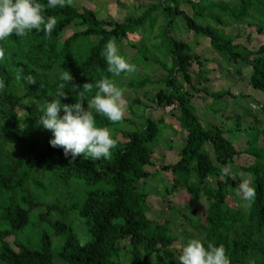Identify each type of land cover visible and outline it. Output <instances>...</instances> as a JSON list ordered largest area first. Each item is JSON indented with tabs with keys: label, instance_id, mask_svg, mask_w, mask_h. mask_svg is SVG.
<instances>
[{
	"label": "trees",
	"instance_id": "obj_1",
	"mask_svg": "<svg viewBox=\"0 0 264 264\" xmlns=\"http://www.w3.org/2000/svg\"><path fill=\"white\" fill-rule=\"evenodd\" d=\"M206 1L159 0L141 16L123 22L100 19L96 11L74 5L49 8L47 15L58 19L51 38L33 30L23 39L13 34L0 42L4 51L0 59V264H54L56 260L62 264H124V260L126 264H152L153 260L155 264H179L181 250L174 246L177 239L171 232L172 218L160 223L150 218L153 196L140 187L153 177L147 167L154 166L153 147L164 137V118H146L143 129L121 131L115 128L130 124V120L113 123L97 115L99 126L120 137H114L118 143L111 157L98 160L83 154L75 160L65 156L62 147L50 144L51 131L38 125V104L54 99L60 73L69 70L73 77L71 82H64L68 96L61 103H76L83 96L87 108V98L96 89L89 91L86 83L94 85L103 76H111L101 55L106 42L114 39L120 44L130 35L152 31L159 17L164 21L157 36L161 44L154 47L165 48L169 60L165 62L167 77L162 80L166 89L157 92L153 102L164 111L177 106L168 114L185 141L178 161L156 168V176H165L167 186H171L165 188L166 194L183 190L192 204L202 199L208 203L205 220L200 223L173 209L174 216L184 218L195 229L194 234L184 230L187 238L222 244L229 264H264V147L260 145L264 130L245 127L241 115H236L230 125L200 118L196 94L204 93L216 101L235 96L207 87L206 61L187 41L171 35L175 19L182 18L196 37L208 40L222 62L250 67V86L264 95V43L251 50L235 44L233 37L217 28H225L227 20L237 25L250 20L248 25L255 33L264 34V0H231L218 5ZM183 4L195 16L183 10ZM72 27L82 29L66 37ZM185 84L193 93H183ZM147 85L141 81L131 87ZM134 103L141 104V100ZM245 132L251 137L242 150L234 139ZM9 143L20 155L8 150ZM244 154L251 156L253 163L239 167L237 179L227 175L223 170L233 168ZM239 173L249 178L256 192L253 201L242 209L235 199L241 197L238 188L243 177ZM210 177L214 184L209 183ZM73 184L102 189L87 192L83 201H71L65 188ZM107 185L110 188L104 189ZM42 208L44 213L38 211ZM75 212L87 231L84 243L75 231ZM55 214L59 219L53 218ZM32 216L49 227L40 236L39 249L20 241V232L31 224ZM53 237L60 239L58 253L53 251ZM123 243L127 248L120 246Z\"/></svg>",
	"mask_w": 264,
	"mask_h": 264
},
{
	"label": "rangeland",
	"instance_id": "obj_2",
	"mask_svg": "<svg viewBox=\"0 0 264 264\" xmlns=\"http://www.w3.org/2000/svg\"><path fill=\"white\" fill-rule=\"evenodd\" d=\"M158 1L159 0H74L73 5L78 8H87L96 11L100 19H114L117 22H123L129 17L141 16L151 4H157ZM194 1L197 2L199 0ZM230 1L231 0H207L206 4L213 3L218 5L223 2L231 3ZM182 9L195 16L194 11L189 6L183 4ZM175 20V25L171 29V35L179 40L187 41L192 49L206 61L205 70L209 80L206 86L214 92L230 91L235 96V98L226 97L224 100L216 101L204 93L196 94L195 102L200 118L204 120V122H214L217 124L225 122L230 125L236 115H241L242 123L245 127L247 125H252L264 130V95L250 86L251 68L244 64L228 65L222 62L212 50L208 40L196 37L187 29L182 18H176ZM249 23L250 20H247L245 24L237 25L227 20V26L225 28H217L224 31L226 35L233 37L235 39V44L245 46L251 50H256L264 43V34L255 33L254 29L248 25ZM163 24L164 21L162 17H159L157 25L152 31L148 30L145 33L141 32L130 35L127 41L118 44L121 53L129 58L130 62L136 66L137 70L134 73L115 78L117 85L125 90L126 108L124 118L131 121L128 125L117 126L115 130H141L145 125L146 118H151L153 120L164 118V137L159 145H154L153 147L155 150L154 166L147 167V170L152 173L153 177L144 180L140 184V187L153 196L152 202L154 204L148 212L150 218H156L159 223L167 217L172 218L171 232L177 239L174 246L178 250H181L189 239L185 235L184 230H188L189 233L194 234L195 229L190 222L184 218L174 216L173 209H179L182 214H186L193 221L200 223L205 220V212L208 208V203L202 199L192 204L191 199L183 190H175L173 195L166 194L165 188L168 187V182L165 176H156V168L175 164L178 161L180 148L185 141L182 134L176 128L175 120L172 119L170 114L166 111L157 108L153 102L155 94L160 90L166 89V85H164L162 80L167 77L165 62L169 60V57H167V50L165 48H159L158 50L154 47L155 45L160 46L161 44V40L158 39L157 36L160 34L159 26ZM148 26H150V23L147 24V29ZM81 29L82 28H70L67 31L66 37L71 36L75 31ZM145 58L147 59L145 60ZM141 81H147L148 85L142 89L131 87L132 84ZM186 92L193 93L191 87L185 84L183 93ZM138 99L141 100V104L134 103L135 100ZM131 105L133 106L132 109ZM247 111L249 113H247ZM233 128L234 124H232V129ZM112 133L114 137L120 138L117 136L116 132ZM245 133L241 135L236 134L235 136L237 137L234 139L242 150H245V144L251 137L248 133ZM260 145L264 147V136L260 139ZM8 150L15 156L20 155V151L12 143H9ZM253 160L251 156L244 154L241 156V159L239 158L237 160V164L234 165L233 168H226L223 171L227 175L237 179L236 175L239 172V167L250 165L253 163ZM240 176L246 179L244 174ZM51 178H53L54 183H58L59 180L57 181L55 177H50L49 179ZM247 180L250 183L249 178H247ZM44 183L47 184L48 181L45 180ZM209 183L214 184L215 179L210 177ZM170 187L171 186L168 188ZM108 188L110 187L107 185L104 189ZM65 189L71 201H83L87 192L102 189V186L85 187L81 184H73L70 188ZM52 191L51 188V192ZM235 199L239 208L242 209L246 207L247 201L242 200L241 197H235ZM38 211L44 213L45 209L42 208ZM53 218L59 219V216L55 214ZM72 218L77 223L75 231L80 236L81 241L83 243L86 242L88 240L85 234L87 231L85 226L81 224L82 220L79 214L75 212ZM45 231H49V227L44 223H39L36 217L32 216L31 224L20 232V241L27 243L33 248L39 249L40 236ZM11 241L12 245L16 248L14 240ZM53 241V251L54 253H58L60 250V239L53 237ZM122 245H124V243L120 246ZM124 246L127 248L126 244ZM54 264L62 263L56 260ZM124 264H126L125 260ZM152 264H155L154 260Z\"/></svg>",
	"mask_w": 264,
	"mask_h": 264
},
{
	"label": "clouds",
	"instance_id": "obj_3",
	"mask_svg": "<svg viewBox=\"0 0 264 264\" xmlns=\"http://www.w3.org/2000/svg\"><path fill=\"white\" fill-rule=\"evenodd\" d=\"M74 0H0V42L7 41L13 34L20 39L27 37L33 30L43 32L51 38L57 26L58 19L47 15V9L72 6ZM101 55L107 61V72L111 76H103L93 83H86L89 91L95 87L93 96L87 98V108L81 96L76 103H61L68 96L65 83L73 80L69 70L60 73L61 81L54 99H46L38 104L41 113L38 125L50 130L53 147H62L65 156L75 160L81 154L92 160L108 159L118 141L108 127L99 126L97 115L107 117L113 123L124 119L126 99L125 90L117 85L115 77L121 74L134 73L136 66L121 53L114 39L106 42ZM4 56L0 49V59ZM35 83V81H33ZM63 109V114H61ZM246 175V174H245ZM238 194L247 202L253 201L256 192L247 179L239 184ZM179 264H229L225 247L212 241L207 244L200 238L192 237L183 245L178 256Z\"/></svg>",
	"mask_w": 264,
	"mask_h": 264
},
{
	"label": "built area",
	"instance_id": "obj_4",
	"mask_svg": "<svg viewBox=\"0 0 264 264\" xmlns=\"http://www.w3.org/2000/svg\"><path fill=\"white\" fill-rule=\"evenodd\" d=\"M176 107H177V106L173 105V106L167 108V109H166V112L169 113V112H171L172 110H174Z\"/></svg>",
	"mask_w": 264,
	"mask_h": 264
}]
</instances>
